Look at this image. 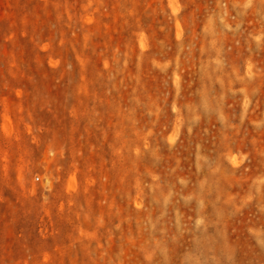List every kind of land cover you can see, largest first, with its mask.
Wrapping results in <instances>:
<instances>
[{
    "label": "rangeland",
    "instance_id": "374dc122",
    "mask_svg": "<svg viewBox=\"0 0 264 264\" xmlns=\"http://www.w3.org/2000/svg\"><path fill=\"white\" fill-rule=\"evenodd\" d=\"M0 264H264V0H0Z\"/></svg>",
    "mask_w": 264,
    "mask_h": 264
}]
</instances>
